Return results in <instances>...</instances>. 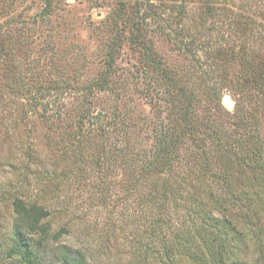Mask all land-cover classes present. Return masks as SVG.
Instances as JSON below:
<instances>
[{
	"label": "rangeland",
	"instance_id": "374dc122",
	"mask_svg": "<svg viewBox=\"0 0 264 264\" xmlns=\"http://www.w3.org/2000/svg\"><path fill=\"white\" fill-rule=\"evenodd\" d=\"M180 89L194 93L201 124L170 174L154 173ZM241 126L264 146V0H0V260L19 198L49 215L39 264H144L138 200L149 211L146 192L167 178L177 195H201L216 158L238 151ZM233 185L235 206L205 207L234 229L241 264H264V201H248L256 188L243 177Z\"/></svg>",
	"mask_w": 264,
	"mask_h": 264
},
{
	"label": "trees",
	"instance_id": "16d2710c",
	"mask_svg": "<svg viewBox=\"0 0 264 264\" xmlns=\"http://www.w3.org/2000/svg\"><path fill=\"white\" fill-rule=\"evenodd\" d=\"M179 94L182 96L183 109H180L175 125H171L165 131L153 160L149 164L148 169L154 173L170 174L177 156L180 158L179 153L177 155L176 153L180 148L185 147L183 146L185 142L195 141L193 135L198 133L201 124L192 116L196 102L194 93L191 91L185 93L183 89H180ZM226 103L229 105L230 101L226 100ZM234 114L238 116L236 110ZM242 130L239 137L233 140L235 146L239 147L238 151L232 153L227 147L220 157L216 158L213 162L214 165L219 166V175L215 179L216 184L212 186L204 184L203 186L207 188L201 191V195L191 190L179 196L177 191L170 186L169 178H167L168 180L155 181L146 192L147 202L151 205L155 204L149 211H147L149 204L138 200L136 214L132 218L136 221L137 229V234L134 236L136 247H138L136 253L139 260L141 258L144 260L142 263L174 264L173 260L181 256L190 264H198L199 261L200 264H241L238 256L239 245L232 244L234 237L229 235V232L234 229L223 226L227 222L226 219L213 217L206 209L205 202L217 201L218 206L223 208L227 203L235 206L240 197L230 188L234 186V181L241 177H243V183L248 182L249 187L256 188L253 192L254 197L248 198V201L252 203L264 201V146L257 129L254 128V132L251 131V133L247 127H242ZM221 137L219 138L224 140V137ZM205 166H207L206 162ZM152 167L153 169H150ZM147 174L146 171L140 175L137 180L138 185ZM213 186L223 188V191L213 193ZM1 196L4 195L1 194ZM174 196H176L175 199ZM169 200L173 202L174 207L172 206L171 213L167 215L168 212L164 206ZM13 208L15 219L12 235L9 239L6 257L0 260V264H10L9 261L16 264H39L40 246L48 233L42 229L40 231L42 237L35 239V236H40L38 230L41 222L49 216L48 212L41 205L28 202L25 204L19 198L13 200ZM178 210L182 212L180 216L175 214ZM170 215L176 216L172 224L168 223ZM178 218L181 219L178 220ZM184 224L187 226L185 227ZM145 238L147 241L144 247H141V241ZM183 239L184 242H181ZM62 261L63 264H72L73 258L68 260L62 256ZM228 261L230 263H227Z\"/></svg>",
	"mask_w": 264,
	"mask_h": 264
}]
</instances>
